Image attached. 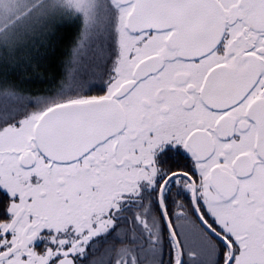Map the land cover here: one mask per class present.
Wrapping results in <instances>:
<instances>
[{
	"label": "snow or ice",
	"instance_id": "snow-or-ice-1",
	"mask_svg": "<svg viewBox=\"0 0 264 264\" xmlns=\"http://www.w3.org/2000/svg\"><path fill=\"white\" fill-rule=\"evenodd\" d=\"M0 264H264V0H0Z\"/></svg>",
	"mask_w": 264,
	"mask_h": 264
}]
</instances>
